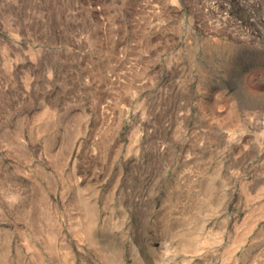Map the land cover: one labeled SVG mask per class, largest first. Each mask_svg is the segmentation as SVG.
Here are the masks:
<instances>
[{
	"label": "rangeland",
	"instance_id": "1",
	"mask_svg": "<svg viewBox=\"0 0 264 264\" xmlns=\"http://www.w3.org/2000/svg\"><path fill=\"white\" fill-rule=\"evenodd\" d=\"M0 264H264V0H0Z\"/></svg>",
	"mask_w": 264,
	"mask_h": 264
}]
</instances>
